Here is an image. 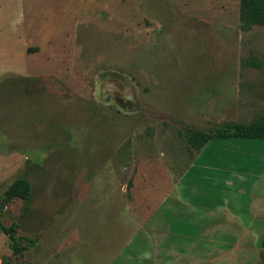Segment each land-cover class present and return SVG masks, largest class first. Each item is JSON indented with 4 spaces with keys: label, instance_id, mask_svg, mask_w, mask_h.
<instances>
[{
    "label": "rangeland",
    "instance_id": "rangeland-1",
    "mask_svg": "<svg viewBox=\"0 0 264 264\" xmlns=\"http://www.w3.org/2000/svg\"><path fill=\"white\" fill-rule=\"evenodd\" d=\"M239 12L240 0H0V222L25 247L0 228V264H109L119 224L139 227L195 159L187 129L264 113V26ZM263 146L207 145L238 159ZM17 178L31 196L9 202Z\"/></svg>",
    "mask_w": 264,
    "mask_h": 264
},
{
    "label": "crops",
    "instance_id": "crops-1",
    "mask_svg": "<svg viewBox=\"0 0 264 264\" xmlns=\"http://www.w3.org/2000/svg\"><path fill=\"white\" fill-rule=\"evenodd\" d=\"M207 145L139 227L119 224L109 264L261 263L264 146L238 159ZM207 183L210 193L199 188Z\"/></svg>",
    "mask_w": 264,
    "mask_h": 264
},
{
    "label": "trees",
    "instance_id": "trees-1",
    "mask_svg": "<svg viewBox=\"0 0 264 264\" xmlns=\"http://www.w3.org/2000/svg\"><path fill=\"white\" fill-rule=\"evenodd\" d=\"M240 21L243 27L248 28L253 25L264 26V0H240ZM247 63L253 66H259L258 59L251 57L247 59ZM185 138L188 145L199 152L211 140H228L231 138L244 139H264V113H260L248 123L237 122L220 128L213 132L187 129ZM31 185L25 178L15 179L8 188L4 191V198L7 201H12L16 198L28 200L31 196ZM1 230L8 235L11 241V247L15 254H20L25 250V247L19 245L16 231L18 226L12 224L9 227L4 226L0 222ZM263 261H264V234L262 237Z\"/></svg>",
    "mask_w": 264,
    "mask_h": 264
},
{
    "label": "water",
    "instance_id": "water-1",
    "mask_svg": "<svg viewBox=\"0 0 264 264\" xmlns=\"http://www.w3.org/2000/svg\"><path fill=\"white\" fill-rule=\"evenodd\" d=\"M3 208V206L2 207H0V209H2Z\"/></svg>",
    "mask_w": 264,
    "mask_h": 264
}]
</instances>
